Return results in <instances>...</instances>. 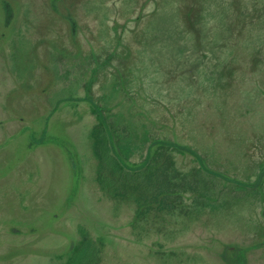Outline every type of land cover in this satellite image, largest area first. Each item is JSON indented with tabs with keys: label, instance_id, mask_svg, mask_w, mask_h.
Wrapping results in <instances>:
<instances>
[{
	"label": "rangeland",
	"instance_id": "obj_1",
	"mask_svg": "<svg viewBox=\"0 0 264 264\" xmlns=\"http://www.w3.org/2000/svg\"><path fill=\"white\" fill-rule=\"evenodd\" d=\"M98 115L150 180L103 189ZM84 236L100 264H264V0H0V264Z\"/></svg>",
	"mask_w": 264,
	"mask_h": 264
},
{
	"label": "trees",
	"instance_id": "obj_2",
	"mask_svg": "<svg viewBox=\"0 0 264 264\" xmlns=\"http://www.w3.org/2000/svg\"><path fill=\"white\" fill-rule=\"evenodd\" d=\"M11 17V16H10ZM11 18H9L10 20ZM8 20V21H9ZM96 107V106H95ZM96 113L97 110L95 109ZM91 138L94 144V153L99 161L100 172L98 181L108 193L118 195V190H124L127 193L131 184H135L144 179L143 172L148 171L149 180L152 178V163L155 160L154 156L151 161L145 166L146 171L133 172L126 171L123 161L113 150L111 139V128L107 122L98 115V124L93 128ZM166 149L161 143L155 150V156L160 155L161 149ZM175 149H180L176 146ZM169 162L172 163V156H169ZM122 197V196H119ZM128 197V196H127ZM235 252V250H234ZM234 256V258H233ZM231 259L227 260L229 264H246V257L243 251H237ZM101 250L97 241L91 239L89 236H84L82 240L73 247L71 254L64 264H100Z\"/></svg>",
	"mask_w": 264,
	"mask_h": 264
}]
</instances>
